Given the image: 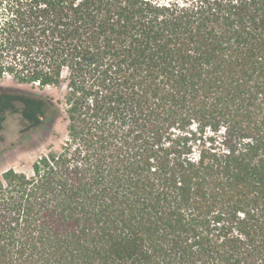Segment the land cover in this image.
Returning <instances> with one entry per match:
<instances>
[{
    "label": "trees",
    "instance_id": "16d2710c",
    "mask_svg": "<svg viewBox=\"0 0 264 264\" xmlns=\"http://www.w3.org/2000/svg\"><path fill=\"white\" fill-rule=\"evenodd\" d=\"M5 73L0 264H264V0H0Z\"/></svg>",
    "mask_w": 264,
    "mask_h": 264
},
{
    "label": "rangeland",
    "instance_id": "374dc122",
    "mask_svg": "<svg viewBox=\"0 0 264 264\" xmlns=\"http://www.w3.org/2000/svg\"><path fill=\"white\" fill-rule=\"evenodd\" d=\"M13 91L29 92L54 100L63 99L64 94V89L60 88L31 89L18 84L11 75L5 73L0 81V176L11 168L29 171L33 161L45 151L48 143L59 142L47 127L31 133L25 119L34 106L24 99L4 96V93ZM64 126L59 121L55 126L56 131L63 134Z\"/></svg>",
    "mask_w": 264,
    "mask_h": 264
}]
</instances>
